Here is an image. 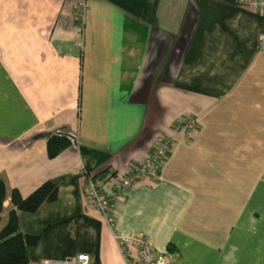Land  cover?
Instances as JSON below:
<instances>
[{"label": "crops", "instance_id": "crops-1", "mask_svg": "<svg viewBox=\"0 0 264 264\" xmlns=\"http://www.w3.org/2000/svg\"><path fill=\"white\" fill-rule=\"evenodd\" d=\"M245 1L86 0L80 46L75 0H0V229L12 188L58 184L16 210L29 264H127L114 235L136 233L169 264H264V8ZM56 133L74 141L49 157ZM161 134L158 178L123 189L110 226L86 176L111 191Z\"/></svg>", "mask_w": 264, "mask_h": 264}, {"label": "built area", "instance_id": "built-area-1", "mask_svg": "<svg viewBox=\"0 0 264 264\" xmlns=\"http://www.w3.org/2000/svg\"><path fill=\"white\" fill-rule=\"evenodd\" d=\"M246 4L252 8H264V0H246ZM86 0H75V11L79 21V37L77 43L81 46L83 42L84 17L86 12ZM260 45L264 48V36L260 40ZM196 120L188 117L179 120L174 129L176 132H184L187 135L195 133ZM171 136L161 134L157 137L149 153L139 162L133 164L127 173L120 176L111 191L104 190L106 177L87 175L82 191L87 197V203L91 208L97 209L106 222L113 226L114 209L125 188L131 187L144 179H157L161 164L168 151ZM71 142L74 138L69 137ZM119 251L127 264H169V260L160 255H156L153 246L147 237L142 233L130 236L119 234L114 235ZM89 255L87 253H77L72 258L64 260H44L42 264H88Z\"/></svg>", "mask_w": 264, "mask_h": 264}, {"label": "trees", "instance_id": "trees-1", "mask_svg": "<svg viewBox=\"0 0 264 264\" xmlns=\"http://www.w3.org/2000/svg\"><path fill=\"white\" fill-rule=\"evenodd\" d=\"M70 143L66 134H53L47 140V154L54 157ZM58 184L53 179L40 183L27 196L22 197L16 188L10 191L13 205L8 212L5 225L0 229V264H29L28 249L36 245L39 236L19 231L16 210L33 212L45 202H54L57 198ZM6 196V186L0 178V212Z\"/></svg>", "mask_w": 264, "mask_h": 264}, {"label": "rangeland", "instance_id": "rangeland-1", "mask_svg": "<svg viewBox=\"0 0 264 264\" xmlns=\"http://www.w3.org/2000/svg\"><path fill=\"white\" fill-rule=\"evenodd\" d=\"M2 222H3V221H2ZM2 222H1V223H2Z\"/></svg>", "mask_w": 264, "mask_h": 264}]
</instances>
